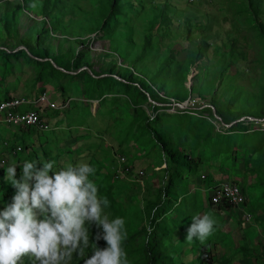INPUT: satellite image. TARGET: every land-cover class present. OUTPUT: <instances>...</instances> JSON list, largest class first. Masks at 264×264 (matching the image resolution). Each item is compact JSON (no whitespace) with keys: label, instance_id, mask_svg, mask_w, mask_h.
<instances>
[{"label":"rangeland","instance_id":"1","mask_svg":"<svg viewBox=\"0 0 264 264\" xmlns=\"http://www.w3.org/2000/svg\"><path fill=\"white\" fill-rule=\"evenodd\" d=\"M17 33L39 56L22 51ZM4 50L0 100L46 94L56 105H31L49 132L0 126V160L4 145L23 148L7 158L17 179L25 159L93 165L104 212L125 220L129 264H264V0H0ZM3 176L0 208L15 192ZM224 182L244 188L246 207L212 205ZM204 213L213 234L184 240ZM99 231L90 225L89 239L103 248Z\"/></svg>","mask_w":264,"mask_h":264},{"label":"clouds","instance_id":"2","mask_svg":"<svg viewBox=\"0 0 264 264\" xmlns=\"http://www.w3.org/2000/svg\"><path fill=\"white\" fill-rule=\"evenodd\" d=\"M16 164H0L4 181L15 189L11 202L0 208V264H18L24 256L32 264H69L73 254L83 264H129L122 247L125 220L104 212L109 201L98 195L93 165L81 161L57 167L54 160L25 159L17 179ZM92 224L100 229L95 240L103 239L105 247L90 241ZM215 225L210 213L192 215L184 240L203 243Z\"/></svg>","mask_w":264,"mask_h":264},{"label":"built area","instance_id":"3","mask_svg":"<svg viewBox=\"0 0 264 264\" xmlns=\"http://www.w3.org/2000/svg\"><path fill=\"white\" fill-rule=\"evenodd\" d=\"M189 2H195L198 0H188ZM47 104L51 110H55L56 105L51 103L48 96L43 94L37 101L31 102L28 100H22L18 98L4 99L0 100V126L15 127L19 126L21 129H35L36 131L49 132L50 125L44 120L41 113L35 110H29L27 112H22L20 107L23 105H39ZM65 108V107H63ZM264 121V119H263ZM264 125V122H263ZM4 152H2L0 164L4 167L7 165V158L12 154L18 155L23 151L22 146L17 145L16 147L10 149L7 145L1 147ZM125 158L121 159L124 162ZM3 166H0V172L3 171ZM145 175L144 171H140L137 175L138 178H142ZM211 198L216 204L229 203L233 208H244L246 207L247 195L243 187L236 182H224L214 186L211 189ZM246 218H251L253 216L252 212L245 208Z\"/></svg>","mask_w":264,"mask_h":264},{"label":"trees","instance_id":"4","mask_svg":"<svg viewBox=\"0 0 264 264\" xmlns=\"http://www.w3.org/2000/svg\"><path fill=\"white\" fill-rule=\"evenodd\" d=\"M188 1V0H187ZM199 1H208V0H198V1H195V2H189L190 4H194V5H198L199 4ZM116 4H117V0H112V7L114 8V7H116ZM14 39L17 41V44H19V46H22V45H24L25 47H26V49H22V51H24L25 53H26V55L27 56H29V53L31 54V55H34V56H39L38 55V49H39V47H38V44H36V45H33L32 43H27V42H25L24 40H22L20 37H19V35H18V33L16 34V35H14ZM24 47V48H25ZM41 51H44L43 49H40ZM2 54H5V55H8V52L7 51H0ZM28 53V54H27ZM77 56V55H76ZM75 56V62H77L78 61V59H77V57ZM54 58H57V57H52V62H55L56 60L54 59ZM61 58V57H60ZM78 58H79V56H78ZM58 59H59V57H58ZM81 59V58H80ZM61 64L59 65V67H61V68H63V69H65L66 71H72L73 70V68H72V65H74L75 64V62L74 63H70V61L68 60V61H64L62 58H61ZM58 66V65H57ZM72 69V70H71ZM159 77V76H158ZM135 80H137V82H139V84H140V88L138 89V91L139 92H143L144 94H146L147 95V93L150 95V97L152 98V99H154V101H157V100H159V99H155L154 97H153V95H151V92H150V89H149V87L146 85V83H145V81H143V80H141V79H135ZM13 97H9V98H7V99H12ZM15 98V97H14ZM33 107V106H32ZM32 110H35V111H39L37 108H34V109H32ZM40 112V111H39ZM45 120V119H44ZM21 129V128H20ZM26 130H28V129H26ZM29 130H31V129H29ZM32 130H35V129H32ZM170 158H174L173 156L172 157H170ZM169 158V159H170ZM173 160V159H172ZM170 161V160H169ZM2 172H4V171H1L0 172V176H1V174H2ZM5 190V191H7V192H10V190H8V189H6V187H3V185H2V183H0V190ZM244 189V188H243ZM245 191V190H244ZM210 200H211V203H212V205L215 207V206H217V207H219V208H221V209H227V208H233L232 207V205L231 204H229V203H222V204H216L214 201H213V199L212 198H210ZM247 201H248V199H247ZM246 206H247V202H246ZM206 256H208V258L210 257V254H207V255H205L204 257L206 258ZM148 264H155V262L153 261V259L152 258H150V262L148 263Z\"/></svg>","mask_w":264,"mask_h":264},{"label":"water","instance_id":"5","mask_svg":"<svg viewBox=\"0 0 264 264\" xmlns=\"http://www.w3.org/2000/svg\"><path fill=\"white\" fill-rule=\"evenodd\" d=\"M22 49H26V48H24V47H22ZM53 65H55L56 66V64L53 62ZM58 69H60V70H62V71H64L62 68H59L58 66H56Z\"/></svg>","mask_w":264,"mask_h":264},{"label":"crops","instance_id":"6","mask_svg":"<svg viewBox=\"0 0 264 264\" xmlns=\"http://www.w3.org/2000/svg\"><path fill=\"white\" fill-rule=\"evenodd\" d=\"M30 107H32V106H30ZM32 108L34 109V108H37V107H34V106H33ZM37 109L39 110V107H38ZM2 151L4 152V150H2Z\"/></svg>","mask_w":264,"mask_h":264}]
</instances>
